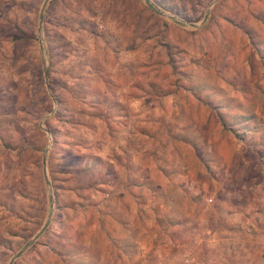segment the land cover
Listing matches in <instances>:
<instances>
[{
    "label": "rangeland",
    "instance_id": "obj_1",
    "mask_svg": "<svg viewBox=\"0 0 264 264\" xmlns=\"http://www.w3.org/2000/svg\"><path fill=\"white\" fill-rule=\"evenodd\" d=\"M44 4L0 0V264L47 145L12 264H264V0Z\"/></svg>",
    "mask_w": 264,
    "mask_h": 264
},
{
    "label": "water",
    "instance_id": "obj_2",
    "mask_svg": "<svg viewBox=\"0 0 264 264\" xmlns=\"http://www.w3.org/2000/svg\"><path fill=\"white\" fill-rule=\"evenodd\" d=\"M49 2V0H45V5ZM149 6H151V4L148 2ZM152 7V6H151ZM44 10V8H42V11ZM154 10L159 13L162 14L160 11L156 10L154 8ZM43 13V12H42ZM41 13L40 15V19H42L43 14ZM40 32V31H39ZM40 42V48L42 49V44L41 41ZM45 51H43V55H44ZM42 55V63H43V68H44V78H45V83L48 87V77H49V66L44 58V56ZM53 101L55 102V97L53 95H51ZM45 131L49 134L50 131L48 129H45ZM49 150V145L46 146L45 150H44V154H43V170H44V176H45V182L48 188V202H49V209H48V213L45 219V222L43 223V225L41 226V228L34 234V236L23 246V248L21 250H19L10 260L7 264H12L18 257H20L23 252H25L27 250V248L29 246L32 245V243L39 237V235L47 228L50 219L52 217L53 214V209H54V194H53V188L51 185V182L47 176V168H46V158H47V152Z\"/></svg>",
    "mask_w": 264,
    "mask_h": 264
},
{
    "label": "trees",
    "instance_id": "obj_3",
    "mask_svg": "<svg viewBox=\"0 0 264 264\" xmlns=\"http://www.w3.org/2000/svg\"><path fill=\"white\" fill-rule=\"evenodd\" d=\"M225 115H226V114H225ZM220 116L223 117V118L221 117V119L223 120L222 122L224 123V121H225V119H224V117H225L224 114H220ZM227 117L232 118L230 114H229ZM227 119H228V118H227ZM235 119H237L238 121H241V120H240V119H241L240 117H237V116H236ZM232 121H233V120H232ZM236 124H237V121H233V122L231 123L230 127H231L232 129H236L235 127H233V126L236 125Z\"/></svg>",
    "mask_w": 264,
    "mask_h": 264
},
{
    "label": "crops",
    "instance_id": "obj_4",
    "mask_svg": "<svg viewBox=\"0 0 264 264\" xmlns=\"http://www.w3.org/2000/svg\"><path fill=\"white\" fill-rule=\"evenodd\" d=\"M124 106H125V103L122 104V105H119L120 108H121V107H124ZM125 107H126V106H125ZM127 129H130V128L128 127ZM127 129H126V130H127ZM126 130H125V131L122 130L123 133H124V135H125V134L128 135V132H127ZM136 133H137V132H136ZM124 135L121 134L120 137H123ZM129 137H131V138H133L134 140H136L137 137H138V135L135 134V135L132 136V134H129Z\"/></svg>",
    "mask_w": 264,
    "mask_h": 264
}]
</instances>
